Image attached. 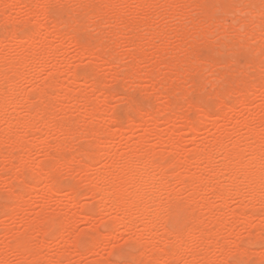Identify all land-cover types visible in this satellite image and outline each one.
<instances>
[{"label": "rangeland", "instance_id": "rangeland-1", "mask_svg": "<svg viewBox=\"0 0 264 264\" xmlns=\"http://www.w3.org/2000/svg\"><path fill=\"white\" fill-rule=\"evenodd\" d=\"M19 1L13 0L12 4H14V6L11 7L10 5V7L11 9L14 7V9L11 12H8L7 9H9V7H6V5L5 6L2 4L0 5V87L4 85L3 82H6L9 77H10L9 78L10 83L12 82L11 85L9 84L10 87L12 86L10 90H9V87H7L8 83H5L6 85L3 86L5 91L1 87V89L5 92L4 95H6L7 88L9 90L7 91V95H6L7 98L4 97L7 100V101L5 100L6 101V112L5 113H6V116L10 115L11 117L9 120L6 117L4 119L0 118L1 119L0 131L6 128L8 123L14 117H18V116L25 118L27 120L31 118L30 120H28L30 122L31 127L28 128V127L17 126V125L11 126L12 133L18 134L23 139V141H25L24 144L29 147L27 148L28 151L27 150L24 151L22 148H21L22 150L17 149L18 147L13 149V147H10V143L6 140L4 142L5 145L3 146L1 145L2 147L0 146V149H2L0 151V210L2 211V212L0 211V262L4 260L3 262H1V264L4 262L5 264H130V263L131 264H143L144 262H145L144 264H146L147 262H148L147 264H157V263H154L153 260L150 258L149 252H146L147 255L145 256H140V254H143L142 249L138 246V244H136V242L134 243V240L135 241L138 240L137 238L140 235L139 233L142 230V226H139L138 228H136L137 230H135V228L129 230V229H126L123 225H121L120 228L115 232V236L111 237L110 234L113 231V225L111 221L109 222L110 218L108 214L110 212L98 210L100 209L99 207L100 204L98 205V201H99L98 197L96 198L94 196H91V194L87 195L86 197L84 195V193L86 194L87 191L90 192V190L92 189L91 185L89 184L100 185L102 183V178L113 180V174L118 173L119 169L123 168L126 165L125 163V160L127 159L126 157L131 155L132 153L131 151L134 149L136 150L137 155L142 156V157L146 155H152L153 152L161 153L162 150L164 149L165 151L163 150L162 155L165 157V159L163 160L164 157L160 154L159 156H162V157H157L159 159H156L154 162L156 165L164 164V166L167 167V169H164L165 172L166 171L169 172V173L166 172V174H170L171 176L172 174L174 175L175 173V176L173 177L172 175L171 178H169L170 176L167 175L168 178L166 179V182L168 183V192L162 191L165 194L164 193L161 194L162 192L160 193V196L164 203L165 202L174 203L178 199V201L174 203L176 205L178 204L176 208L174 204H171V211L173 212V209L176 210L175 211L176 214L174 212L172 213V217L170 218L171 220L166 226V229H164V227L161 226V228H163L161 229V231L163 232L164 230L162 234H160L161 232L159 233L160 229L158 230V234L166 236L165 239H167L168 242L171 243V245L166 242L167 240H165L163 237L159 235L161 239L163 238L162 242L163 240H165V243H167L166 245L174 246L176 244L175 236H177V234L180 233L181 230H186L189 228H195V230L197 229L194 234H191V233L188 234V231L186 232L187 235L186 234L185 235L189 238L188 239L189 241L187 240L186 236L184 237V240L185 241L187 240L186 243L187 242L189 243V244L188 243L186 244V249L188 251L184 252L185 255L182 254V257H184L183 260L182 258L179 259L180 261L176 259L174 260L176 262L173 261V264H204V263L207 264V262H205L206 258H209V260L207 259L209 264L211 263L212 264H223V263L230 264V262L234 264L235 263L240 264L242 263V261L243 263L245 261L246 264H257V263L264 264V221H262L264 220L263 219L264 214L260 215L261 213H259V212L264 211L263 209L264 207H262L264 204L260 205V203L257 204L258 202H256V207L257 205L258 207L255 210H253V212L251 213V216H252L251 220L253 219V217H255L256 214L258 216H256L252 220V223L250 224L252 226L248 230V226L243 225L241 221L239 223L235 222L236 219L235 218L232 219L233 215L231 214L237 209L238 206H240L241 201L244 200V198L247 197L248 194L245 192L244 197L231 196L228 199L227 208L224 211V215H225L224 217H226V220L230 222L223 229V232L220 233V235H218L219 240L215 237L217 240L215 241V239H213V241H215L214 243L218 242L217 244L219 245L220 244L222 245L223 243L221 247L227 246L226 243L228 242V244L230 243V245L228 246L232 248L229 249V247L227 246L225 247L226 248L225 251L221 252L220 251L221 247L219 248L217 247L219 245L216 244L217 245L216 246L213 243L212 241L213 236L211 235V237H209L210 235H208L210 232H212L213 235L216 232L217 229L215 228L217 227L216 225L217 223L215 224L214 222H217V219L219 218L218 217L219 213L218 214L216 213L215 216L214 215L210 216V212L208 210L206 211L205 208L203 207L201 208L200 206L202 204V201L206 200L209 202V205H211L215 209H218V207L221 204L220 201L214 196V193L211 190H207V191L202 190L201 192L199 191V194H197L198 192L193 193V188L191 186L190 188L188 184H186V186L183 187L182 185H185L183 184V181H181V184L179 183L180 181L179 176L183 177L182 174H184L185 176L186 173L188 172V173H192V175L194 174L193 176L202 177L210 181L212 183V187L217 186L218 184H223L224 183L223 178H221L219 181L213 180L215 173L211 170L205 169L204 168L205 164L202 165L203 167L194 165L189 170H186L184 166V161L188 159L187 154H189V158H190L192 156V154L190 153L191 152L194 153L196 148H202L204 150L211 149L212 144L216 138H221L223 143L228 147L236 146L240 141L242 142L241 143L242 148H245L244 145H253V141L249 137L250 132L246 128L243 127V125L246 122L245 120L249 119L250 121L249 125L251 124L250 127L252 128L254 127L256 128L257 125H258L257 127H260L262 129L264 127V124H262L263 121L261 123L259 122V120H264V84H262L264 80L262 82L260 81L263 79L261 78V76L263 75L264 77V65H263L264 64V41H263L264 31H261V28L262 30L264 29V25H263L264 23V2L261 0L263 3L262 4L260 0L259 1L255 0L256 2H254V0H227V1L226 0H195V1L194 0H173V1L171 0H144V1L143 0H41L42 4L37 6L35 9V6L32 5L34 3V0H32L33 1L32 4H30L31 0L30 1L27 0L29 3L26 0L24 1L19 0ZM244 1L246 2V4ZM25 3L26 4L28 3V4L26 5ZM191 3L196 8L190 7ZM216 3L219 5H217ZM28 5L31 7L32 10L34 7L35 11L34 10L32 11L35 13L34 16H32L33 13L31 12V9L30 7H28ZM100 5L104 7H101ZM99 6L103 8L102 14L99 13L101 11L98 8ZM105 6L109 10L106 11ZM257 8L260 10V13ZM104 10L106 12L109 11L110 14L108 13L109 15L108 17H104L107 15V13L103 16V14L105 13ZM252 10L254 11L255 15L257 14L256 16L255 15L253 16L254 13H252ZM45 12L47 14H44ZM50 12H51V15H50ZM249 13H250V16L253 17L255 22H253V20L251 19L252 17L250 18V20L248 19ZM230 15L234 17H230ZM101 16H103L104 19L103 17L101 18ZM122 16H124L126 19ZM28 17L29 18L31 17V19L32 18L35 19L36 17V20H38L39 23H41L42 25L45 24L44 27L46 28H49L52 22L54 25V21L56 19L60 20L59 17L61 18L62 22L66 21L67 24L64 25L65 24L64 23L62 25L61 23L60 25L59 22L57 23V20H56V25L54 27L57 29H54L52 25L51 28L49 29L50 32L42 31V34L40 36H37L34 42L28 43L27 41L23 40L25 34L28 31L27 30L28 28L26 29L24 28L25 27L24 21L27 22L26 19L28 20L29 19ZM237 17L240 19H238ZM124 19L128 21V23L127 22L125 23ZM191 20L193 23L191 22ZM210 20H211V23H209ZM260 20L263 21V23L261 22L262 23L261 25H263V27L259 25ZM250 21H252L253 25L255 26L259 25L257 26L258 29L261 26L259 31L255 32L256 27L253 26L255 28L253 29L251 25L252 22L250 23ZM13 22H17L18 24L20 23V25L22 23L23 26L19 27L18 25V27H16L17 23L15 25ZM129 22H130V25H128ZM140 22H143V23H140ZM234 22L236 23L239 22L238 23L240 24L239 28L235 29V27H238V24L235 25L236 23ZM245 22L248 25H246ZM3 24H5L6 27ZM6 24L8 25L10 24L11 28L10 26L7 27L8 25ZM47 24H48V27H47ZM68 24L71 26H69ZM142 24L144 25L143 28H142L143 26ZM232 24H234L235 27L234 25L232 26ZM63 26H64V29L61 30ZM130 26L131 27L136 26L139 29L135 28V30H138L135 32V30H133L134 28H131ZM13 27L16 28L17 36L19 38H13L9 40L8 38L9 36L7 34L13 29ZM3 28L4 29L6 28L8 33H6V30L4 31ZM129 28H131L133 31ZM250 28L252 29L253 32L250 31ZM58 29H60L61 32H59ZM161 29H164V31ZM182 29L184 31H187L188 33L186 32L185 34H182L184 33ZM232 29H235V30H232ZM62 32L66 35L67 34L69 35V36H66V35L64 36V34H62L64 37H67V39L62 37V35H60ZM74 32L77 34V36ZM177 32L181 34H176ZM203 33H206V34L204 36H201V34ZM133 34H135L134 37H132ZM177 35H180V36H177ZM135 36L137 39H135ZM158 36L159 37L163 36V38H158ZM236 37H238L239 40H237ZM131 38L134 39L133 40L134 43L135 41L137 42L135 44L139 45L140 49H142L141 51L144 52V54H142V52H138L140 50H137L139 48L138 47L136 48V46H134V43L131 42L132 40ZM164 38L166 39L168 38L169 40L168 39L167 40L169 42L168 41L166 42V39L162 41V39ZM231 38L234 39V42H232L233 40ZM5 39H8V41ZM186 39H188V41H186ZM220 39L224 40L227 44L225 45L224 44L225 42L223 41L224 42L223 43ZM77 41H79V43ZM63 42L65 43V45H64V48H61V45L63 44ZM218 45H220L221 48ZM88 46H90L91 50H87ZM223 46L225 47V50ZM227 46H231L230 49ZM77 47L81 49L82 47H86L83 49H86L85 53L87 54L83 53V54L78 55L76 51ZM53 49L57 50L58 53L55 54V53L50 52V50L53 51ZM107 49L108 50L111 49L112 51L116 52L117 55L114 54L112 51H108ZM134 49L136 50L133 51ZM92 50L94 53H92ZM102 50H103V53H105V56L106 54L107 56L109 55L111 56L110 52H112V54H114V57L116 56L117 59H115V61L114 60L112 61L111 59H110L111 61H109V59L107 60L105 59L106 61H109V62L104 63L105 61H101V60H104V58H106L107 56L106 57H104V55L102 56ZM105 50H107V52H105ZM161 50H163L166 54H168V56L171 55L172 57L175 56V55L174 56L172 55L173 52L174 54L176 52L178 54L176 55L177 57L175 56V59L172 58V60L171 59L167 60L168 56L165 57L166 54L163 53L162 51V54L164 55L159 56L160 58L158 57L159 58L158 59L157 55L161 52ZM88 51L90 55L88 54ZM193 51H195V54ZM220 51H223L222 54ZM95 52H99V55L98 53L95 54ZM136 52H138V54ZM190 52L191 54L189 56L188 54ZM254 52L257 53V56ZM131 53L133 54V58L136 55L135 58L137 59H133V60H136L138 62H135V64H134V61H131ZM28 54L31 56L28 57L27 56ZM99 56H102V57H99ZM139 56H141V58ZM188 57L190 58V60ZM23 58H26L27 62L24 63V65L22 64L19 66V62ZM138 59L139 60L143 59L144 62L143 61L141 62L142 65L144 64L143 66H140L141 64L139 63L140 61ZM192 59L195 62L199 60L201 64H199L198 61L197 63L200 66L201 65L203 66L204 63H208L206 65L207 69L205 68V66L200 67L199 65H197V63H195L196 64L195 65ZM229 59L231 62L229 61ZM117 60L118 62H116ZM157 60H160V61L157 62ZM162 60L164 62H167L166 63L167 67L164 66L165 65L164 62L162 64ZM170 60L171 62L174 61L172 62L173 65L180 64V63L181 64L186 63L188 66H189L188 64L189 61H192L193 62L192 64H194L193 66L195 67L193 68L190 62V65H191L190 67L192 68L189 67V70H187V73L185 72L186 75H184L185 73L183 72L179 74V73H176V71H173L175 72V74H177L176 76L175 74H173L172 71L170 70L168 71L167 69L168 65L171 64ZM9 61H11V63ZM8 62H9V65L12 63L13 64L16 63V66L17 64L18 66L16 67L15 65H13V67H15L16 69L15 68L12 69V67L9 68L8 67L9 65L6 66ZM110 62L115 63V65L113 63H112L113 65L109 64ZM90 64L91 65L95 64V67L97 69L96 71L98 72L93 73V70H94L93 68H91L93 69L92 71L89 70L91 66ZM222 64L226 65L224 66L225 68L222 67L223 66ZM248 64H251V65H248ZM259 65H261L260 68H258ZM163 66L166 68H163ZM188 66H186V68H188ZM6 67H8L9 69H7ZM57 67L59 68L61 67V69L64 71V75L62 76V78L60 77L59 80L57 79L58 81L57 80L49 81V77L54 72H56ZM125 67L132 68L130 69V71L131 70L134 71L132 73L133 75L132 74L127 75L128 72L124 74L125 71L123 70H126ZM141 67L147 71L146 74L144 72L145 70L142 71ZM158 67H160L161 70L163 69L162 75H165L167 80H168L167 76H169V79H171L172 82L180 90L174 84L171 85L172 82L169 80L168 81L171 84L166 80V83H169L167 86L171 85L173 89L170 88V86L169 88L166 89V85L165 86L161 85L163 84V82L160 84L162 79L164 80V83H165V78L160 79L161 81L157 80L159 76L160 78L162 77L160 74L161 71L160 72L157 71L160 75L156 72V70L159 69ZM11 69L12 70L15 69V70L12 71ZM192 69H193V72H192ZM74 70L76 71L77 76L80 79V81L78 80L79 82L76 81L72 76V74L74 73L73 72ZM151 70H154L152 71L154 72V74L151 72ZM188 71L191 73H188ZM236 72L238 74H236ZM134 73H136L138 77L135 76ZM143 74L144 76L146 75V77H149V79L154 81L155 88H154V85L152 84L153 81L149 80L146 77H143L142 76ZM215 74H218V75H215ZM221 74L222 76H224L225 74L227 77L223 78L221 77ZM234 74H236V76ZM93 75L96 76V79L94 78ZM180 75H184V76H180ZM84 76L85 78L86 77L89 78V80L87 79L88 80L87 85L83 80ZM89 76L92 79H90ZM132 76H134L133 77L135 78L134 80ZM187 76L189 77L188 79H187ZM4 77H6L7 79H5ZM100 77H101V80H100ZM217 77L218 78L220 77L219 81L217 80L218 79ZM129 78H132V80ZM103 80H104V83H103ZM93 81H95V83H98V82L103 83L106 86L103 85L104 87L102 86L103 88H101L100 83H99V85L97 84V88H96L97 90H96L93 87V84H95ZM43 82L44 83L48 82L50 85L47 88L49 90L46 89L47 93L45 92L44 96H43L44 93L39 92V87L42 86L41 84H44ZM207 82L209 83L207 84ZM246 82H247V85H246ZM53 83H55L56 86L55 85L52 86ZM90 83H92V86ZM229 83L230 84L232 83V85H230ZM213 84H215L216 87ZM238 84H239V89H238ZM250 84H253L252 87ZM260 85H262L263 87L261 88ZM62 86L64 87L63 89H61ZM52 87L54 88L57 87L58 89L53 90L54 88L52 89ZM105 87L108 89V90L106 89V93L105 91L102 90V89H105ZM158 87H159V90H158ZM246 87H247V90H246ZM174 88L175 89L177 88L178 89V90L176 89L177 92L178 91L180 92L177 93L176 90H174ZM232 88H234L235 91ZM35 89L38 90V92ZM50 90L53 91L54 93L53 92L51 93ZM225 90H226V93H225ZM243 90L244 91L246 90V92H243L244 98L241 97L243 95L241 93ZM72 91L74 92L82 91L81 92L82 95L79 94L80 92H77V93L75 92V93L81 95V96L77 95L79 97L78 98L79 100H82L84 99V97L87 96L86 97L87 99L85 98L87 102L86 100L84 101L82 100L83 101L82 103L81 101L78 103L76 101L74 102L73 99L69 98ZM228 91L230 93L229 95H228ZM230 91L234 92V94ZM8 92L10 93L8 94ZM164 92L166 93L164 94ZM167 92L169 93L168 97L171 95L172 96L174 95L176 97L175 101L173 99L174 97L172 98L169 97L170 100L168 102L169 98H167ZM28 93H29L28 95L29 98L27 96ZM30 93H32V96L35 93L34 99ZM83 93L86 94V96H83ZM216 93H218V97H222L224 99V102H223V99L219 98V100L220 99L222 100V102L220 101L222 104H218L220 102H217L218 99L216 98V95H217ZM231 93L234 97L231 96ZM46 95L48 96L46 97ZM36 96L39 97V99L36 98ZM127 96L129 98L132 96L133 99L132 98L131 99L134 100L132 101L134 102V104L131 102V99H128ZM27 98L30 100H28ZM43 98L44 100L42 101ZM88 99L92 100L96 104L100 103V105L103 106L102 108L103 113L102 111L97 113L98 115H96V119H93L90 115V113L95 107V104L93 103L94 106L92 108V105H93V104L91 105L92 101H89ZM233 99H236V100H233ZM245 99L248 102L244 101ZM26 100L29 102H26ZM51 100L55 101V105H50L52 104L50 103ZM148 100H151V101H148ZM186 100L187 101L190 100L191 103H189L190 101L187 102ZM105 101H107V103ZM128 101H129L130 106L132 107L128 106L129 104L127 105ZM226 102L227 104H229L227 105V113L229 116L228 118L222 121L220 120L218 122L211 121L208 123L207 126H205L206 124L205 125L199 124L200 130L201 129L202 130L196 135L195 138L189 137L186 134L188 129L183 126L184 122L181 119H184V117L188 116L185 118L184 121H186L187 118L191 120H194V119L196 120L197 117L200 116V114L205 115L203 113H200V114L197 113L198 115L197 116L195 115L196 112H198L199 110L200 111L202 110L204 112V110L201 108H204L205 112L209 113V115L214 113L212 117L215 118V116H217L218 110L220 109V108L217 109V105L218 107H220V106H223V103H226ZM147 103H149V106H150L149 108L147 106L148 105ZM178 103H180V106L178 105ZM168 104H170L169 105L170 107L172 108L174 107V111L176 113L179 112V114H176L177 116H174L175 113L172 114L171 117L173 118L174 116L175 120L174 119H172L174 121L171 120L169 127L165 124H158L164 118V116L161 117L160 114H163V110L165 109L166 106L169 107ZM172 104L179 106L181 109L179 108L177 110L176 109L177 106H173ZM181 104H184V105L181 107ZM24 105L28 107L25 109ZM138 105H141L142 108L140 109L138 108V110L140 111L136 112V109H137L136 106ZM197 106L200 109L197 110L194 108ZM127 107L131 109L129 110V108L127 109ZM150 108L152 109V111L149 110L151 112L145 111ZM182 108L184 112L181 113ZM142 110H144L145 112L144 111L142 112ZM154 110H156V113H154L155 112ZM46 111L49 114L47 115L51 117L50 119L45 115ZM51 111H52V115H50ZM42 112L44 113V116ZM27 113H31L33 115L27 114ZM34 113L37 115H34ZM113 113L114 115L117 116L115 117L117 120L119 121L121 120L120 121L121 127H125V126L128 127V125L130 124H132L131 125L132 127L131 128L125 127L126 129L124 128L123 132L116 133L115 127L109 125V121ZM137 113L140 115H138ZM145 114H147L146 117H148L149 114L152 115L151 116L152 119L156 117L155 118L156 120L154 119L155 121H151V119H149L150 117L147 118L149 119L147 120L143 116ZM185 114L187 115L184 116ZM141 115H142V118H141ZM178 115H181V116L183 115L184 117L182 118L180 116L181 117L180 118L178 117ZM127 116L131 117L130 119H132L135 123L136 122L137 123L136 124L134 122L128 123L130 119L128 120ZM35 118L36 120H34ZM45 118L47 119L46 120L47 122L45 121ZM65 118H66V121H64L65 122L64 124H66L67 118L71 120L73 119L75 121H77L78 119V122L72 123L73 125L74 124L76 125L78 123V126L75 127L74 125V128H73V130H76V132L74 131L75 133L73 132L71 128L72 126L70 123L71 120H68V123H70L71 126L67 125L68 124L67 123L66 126H64L66 127V129L60 128L61 125L59 123L60 122L63 123L62 120L63 119L65 120ZM144 120H147L146 123H144ZM259 123L261 124V126H259L260 125ZM91 124L92 126H94L93 127L94 129L98 127V125L100 126L101 130L103 129L102 130L103 132H101L102 135L100 136L102 138L98 137L95 133H92V128H90ZM67 126L68 127L70 126L69 133L71 131L72 133L70 134L68 133ZM85 126H88L91 130L88 128L89 130L86 131L87 127ZM82 127H85L83 128L85 129L83 130V132L85 131L91 134L83 133L81 130ZM166 127H168L169 130H167ZM262 131H261L262 133L261 141L262 142L260 141V145L262 143L261 147L264 150V133ZM65 132L67 135L69 134L70 136H65L64 135ZM104 136L106 138H104ZM169 139L170 141L171 139L172 140L174 139L173 142L180 145V149L182 147V151L179 152L180 153L179 156L177 154L178 158H176L177 157L176 155L174 156L173 154H171L173 153L171 151L173 149H171L172 147L170 145L171 142L168 143L169 145L167 144ZM243 140L245 142L247 141L249 144L245 143ZM46 141H48L47 143L48 145L50 144V148L49 149L47 148L48 150L44 151L45 149L42 150L40 144ZM91 142L94 145H92ZM88 143H90L92 147L91 146L89 147L90 144ZM164 143H166L165 145H167L168 147H166ZM63 144H65V146ZM95 145L98 148L102 146L106 147L108 148V151H109V156L104 157L102 161L98 163L97 165L95 164V161H94L95 159L93 158L96 157V154L99 151V149L96 148ZM37 146L40 148V150ZM62 146L66 150V154H65V150L63 152L60 149ZM54 147L56 148V150H58L59 148V150H61V153H59L60 151H57V155H56L55 154L56 151L53 150L55 149ZM79 148H82V150H85L87 152L77 151ZM74 149H77V150H74ZM88 151H90V154L92 156L89 155ZM167 151H171V153ZM91 152H93V154ZM79 153L80 155H77L76 157V154H79ZM58 154L59 156L60 154L61 155L64 154L63 156L65 157L70 156L69 157L70 159L72 156H74L76 159L74 157H73L74 158L73 160L69 159L73 163L71 162L72 165L71 164L67 165L66 163V161H68L67 158L66 159H64V157L60 158ZM47 155L48 157H51V158H47ZM12 156L14 157V159ZM56 156H58L59 158V159L57 158L58 160L56 159L58 163L59 161L61 163L62 161L61 159H64L63 161L66 160L64 164L61 163V165H63V168L62 166L57 164V161L53 159V158H56ZM171 157L173 159L175 158V160L177 161L180 160L183 164V167L181 166L180 161L174 162L176 166L175 167L173 165V161H171L173 160ZM250 157H251L250 155H247L245 158L246 159L245 161L248 162L250 160ZM15 158L20 159L21 164ZM220 160H221L220 156H217L216 164H219ZM15 161L16 162L18 161V162L16 163ZM52 161H55L56 163H53ZM164 161L167 164L169 161H171L172 163L171 166H169L168 168L167 164L165 165ZM10 162H13V164L15 165L11 166L13 164H11ZM38 163H40V165L45 167L44 170L46 172L43 171L42 173L44 176L46 175V173H49L51 171L49 174H51L56 185L60 188L61 190L60 195H55V196L49 195L48 196L45 192L47 190L46 188L47 182L45 180H43L45 182H42V180L38 181L39 184H37V182L33 183V180L31 177L32 173H30L32 169L28 168V166L30 164L33 167V169L38 168L37 166ZM55 164H57V166L58 167L60 166V167L57 168ZM177 164L178 165L180 164L179 167H177ZM23 165H25L26 167L24 166L22 170ZM164 166H159V167L163 168ZM172 166L175 167V171H173L174 169ZM52 167H53V170H51ZM25 168H28V171ZM57 169L58 171H60L57 173H61L62 175L61 174L60 175L62 176V178L56 173ZM170 169L172 170V172ZM20 170H22L21 171L23 173L22 175H24L22 178H21V173L19 174ZM34 170H37V169H34ZM48 170L49 172H47ZM54 174L56 178L54 177ZM18 177L20 178V180ZM45 177H47V175ZM176 177L179 180H177ZM28 178L31 180H28ZM79 185H80V188H79ZM86 186L87 187L90 186V189L87 190L88 188H85ZM72 190H76V192H72ZM172 191L175 194H173ZM129 192L130 193L133 192V189H129ZM73 193H76V196H77L76 203H74L71 200ZM262 194L264 195V189L262 191ZM81 196L83 198L80 199ZM176 196H178L179 198H177ZM174 197H176V200L174 199ZM191 199L194 200V203H189ZM4 200L8 202H5ZM245 201L248 202V199ZM4 204L8 208L4 207L3 206ZM184 205H187L189 207L186 208V206ZM1 207L3 208L1 209ZM178 208L179 210H177ZM259 208L263 210H260ZM188 209L190 210L191 213L189 212ZM79 211L82 212L81 216L83 219L81 217L74 216V214L78 213ZM182 212H184L185 216ZM188 212L189 214H187ZM64 213L66 214V216H64ZM83 214L84 215L87 214L86 217H92V220L84 221ZM196 214L201 219L195 216ZM186 215H188V217H186ZM54 216H57V217L55 218ZM189 216H192L191 217L192 219L189 220L190 222H188V220H185L182 223L183 219L185 218L187 219L189 218ZM51 217H54L55 219ZM58 217L59 218L66 217V219L69 222L65 221L64 222L65 225L62 224L61 226L59 225L61 224V222L59 224L56 223V222H59V220L61 221V218L58 219ZM44 218L46 219L45 221H44ZM47 219L51 221V224H54V226L56 225L57 227L52 228L53 232L51 231L50 236L44 237L42 236L43 234L42 231L44 232V230L48 228L47 224L49 222L47 223V221L49 220ZM203 221L205 222L206 225L203 224ZM33 222L35 223V225L37 226L39 225V226L36 230L31 231L32 233L30 232L31 235H30L29 241L27 242V245H28L27 248L30 247L31 249H33L34 253L38 252L39 256H36L37 254L36 255L34 254L36 256L35 258L31 256V254L33 255V253L31 252L33 250H31L30 248H28V250L30 249V252H31L29 256L27 253L21 254L17 250H15L17 252L12 251L13 248L12 249L10 248L12 247V243L16 241L17 237L27 232L26 231V229H28L27 225H30ZM27 223H30V224H27ZM44 224L45 226L42 228L41 226H43ZM201 224H203L202 226L203 228L201 227ZM212 224L216 225V227L213 226ZM257 225H259L262 228L261 229L257 228ZM169 226H171L172 228ZM56 228L57 230H55ZM201 228L204 229L203 233L205 234H207L209 231V233L207 234L208 237L205 236L208 239L201 236ZM252 228H254V230H252ZM167 229H169L171 232H173L171 230L173 229L175 232V236H174V232L172 236V234H170V232ZM93 231L95 232V234L92 233ZM165 231H166V234H164ZM199 231H200V234H199ZM97 232L99 234H97ZM184 232L182 231L179 235H183ZM89 234H91V236H89ZM248 234L249 236H247ZM61 235H63V238ZM85 235L89 236V240H88V237H85ZM250 235H252L253 237L255 235L256 236L260 235L261 241L259 237L255 236L256 238H252V236ZM92 237L93 238L95 237V240L97 238V241L99 240L100 242L98 241L99 242L98 243L96 241V243H98L96 244ZM173 237H174V241H173ZM200 237H203L206 240L205 242L206 245L207 244L211 245V242H212L213 246L215 245L214 247L215 249L214 250L211 249L213 246H208L209 250L205 248L206 246L204 245V242L203 241L202 243L200 242L201 240ZM249 237L250 239H248ZM41 239L43 240L44 243H42ZM238 239H239V242L236 243ZM153 240H154L153 237L144 238V241H148V242H151ZM89 241H90V244H88ZM219 241L221 243H219ZM74 242H75V247L78 249V251L75 247H73ZM91 242H93V244ZM78 243L82 244L81 245L82 249H80L81 247L78 245ZM240 243H244L245 245L250 244V246L249 245L245 246L244 244H240ZM6 244H9V245L11 244V245L10 246L8 245L9 246L8 247ZM201 244H203L204 246ZM257 244L259 245V247L255 246ZM236 245L242 246V247H239L240 250L238 251H243V254L246 253L248 257L247 256L245 257L244 256L245 254L240 256L239 254L241 253L236 252L238 249ZM243 246H245L247 250L244 249ZM6 247L10 249H7ZM136 247H139V248L136 249ZM227 248L229 249L228 250L229 252L232 250V252H230L232 254L230 255L229 253L230 256L227 257L228 259H226L227 260L226 261L225 258L223 260V255L224 257L225 255L228 256L227 254L228 251L226 252ZM197 250H199V252L201 253V257L202 259H204V261H201V257H200V260L199 258L198 259L196 258L197 260L194 259V257L198 255H196L197 252L195 253L193 251H197ZM234 251L236 252L235 256H234ZM78 252H82V253L78 254ZM112 252H114L115 254L119 252V254H117V256H119V259L118 258L114 259L113 258L114 254ZM138 252L140 253L139 255H138ZM204 254L206 255V257L202 256ZM237 256L238 258H236ZM60 257H62V259H60ZM114 257L116 258V256ZM230 257L231 258L235 257L236 259L233 258L229 260ZM239 257L241 258L239 259ZM136 258L138 261H136Z\"/></svg>", "mask_w": 264, "mask_h": 264}, {"label": "bare ground", "instance_id": "bare-ground-1", "mask_svg": "<svg viewBox=\"0 0 264 264\" xmlns=\"http://www.w3.org/2000/svg\"><path fill=\"white\" fill-rule=\"evenodd\" d=\"M15 1H17V0H15ZM19 1V0H18ZM22 1H24V0H22ZM27 1V0H26ZM30 1V0H29ZM144 1V0H143ZM171 1H173V0H171ZM195 1V0H194ZM227 1V0H226ZM259 1V0H258ZM261 1V0H260ZM263 2H264V0H262ZM262 1H261V3H262ZM12 2H13V0H0V5L2 4V5H6V7H9V9H7L8 10V12H11L13 9H14V7L11 9V7L12 6H14V4H12ZM19 2H21V1H19ZM19 2H17V3H19ZM28 2V1H27ZM32 0H31V3L30 4H32ZM110 2V1H109ZM142 2V1H141ZM140 2V3H141ZM206 2V1H205ZM218 2V1H217ZM225 2V1H224ZM233 2V1H232ZM237 2V1H236ZM245 2V1H244ZM254 2H256L255 0H254ZM24 3V2H23ZM29 3V2H28ZM27 3V4H28ZM204 3V2H203ZM207 3V2H206ZM242 3V2H241ZM22 4V3H21ZM26 4V3H25ZM26 4V5H27ZM40 4H42V2H41V0H34V3L32 4L33 6H35V9H36V7L37 6H39ZM187 4V3H186ZM188 4H189V2H188ZM200 4V3H199ZM217 4V3H216ZM245 4H246V2H245ZM248 4V3H247ZM263 4V3H262ZM7 5H9V6H7ZM10 5H11V7H10ZM20 5V4H19ZM31 5V6H32ZM193 4L191 3V6L190 7H195L194 5L192 6ZM197 5H198V3H197ZM217 5H219V4H217ZM101 6V5H100ZM98 7L99 8V10H101L99 13H103L102 11V9L103 8H101V7H104V6H101V7ZM205 6H207V5H205ZM28 7H30L29 5H28ZM254 7V6H253ZM252 7V8H253ZM16 8V7H15ZM101 8V9H100ZM172 8V7H171ZM196 8V7H195ZM200 8V7H199ZM206 8V7H205ZM217 8H218V6H217ZM216 8V9H217ZM238 8V7H237ZM6 9V8H5ZM30 9H31V7H30ZM35 9H34V7H33V10L35 11ZM254 9V8H253ZM258 9V8H257ZM32 9H31V12L33 11ZM105 10L107 11V10H109V9H107V7L105 6ZM104 10V11H105ZM198 10V9H197ZM200 10V9H199ZM205 10V9H204ZM214 10V9H213ZM218 10V9H217ZM234 10V9H233ZM256 10V9H255ZM105 11V13L103 14V16L107 13V15L106 16H104V17H108L109 15H108V13H109V11L108 12H106ZM221 11V10H220ZM219 11V12H220ZM257 11V10H256ZM258 11H259V13H260V10L258 9ZM257 11V12H258ZM200 12V11H199ZM198 12V13H199ZM201 12H202V10H201ZM256 12V13H257ZM6 13V12H5ZM33 13V14H32ZM31 14H32V16H34V12H32ZM47 13H48V11H47ZM46 12L44 13V14H47ZM98 13V14H99ZM252 13H254V11L252 10ZM59 14V13H58ZM110 14V13H109ZM202 14V13H201ZM216 14V13H215ZM50 15H51V12H50ZM219 15V14H218ZM217 15V16H218ZM255 15V13L253 14V16ZM257 15V14H256ZM255 15V16H256ZM44 16V15H43ZM48 16H49V14H48ZM103 16H101V18L103 17ZM121 16V15H120ZM216 16V17H217ZM249 17H248V19L250 20V18L252 17V16H250V13H249V15H248ZM104 17H103V19H104ZM122 17H124V16H122ZM121 17V18H122ZM195 17V16H194ZM230 17H234V16H231L230 15ZM29 18V17H28ZM45 18H46V16H45ZM47 18H49V17H47ZM56 18H58V17H56ZM125 18V17H124ZM193 18V17H192ZM238 18V17H237ZM59 19L60 20H58V19H56L57 20V23L59 22V24L61 25V23H62V25L64 24V25H66L67 23H66V21L65 22H62L61 21V18L59 17ZM123 19V18H122ZM126 19V18H125ZM124 19V20H125ZM203 19V18H202ZM238 19H240V18H238ZM237 19V20H238ZM252 20H253V22H255L254 21V19H253V17L251 18ZM56 20L54 21V25H53V22L51 23L50 21V23H51V25L49 26V28H46V27H44L45 26V24H41V23H39V21L38 20H36V17H35V19H31V17L27 20L26 19V21L27 22H25L24 21V28L26 29V28H28L27 30V33L25 34V36H24V39L23 40H25V41H27L28 43H32V42H34L35 40H36V38H37V36H40L41 34H42V31H46V32H50L49 31V29L51 28V26L53 25V27L56 25ZM73 20H75V19H73ZM77 20V19H76ZM124 20H122V21H124ZM193 20V19H192ZM192 20H191V22H192ZM195 20V19H194ZM243 20V19H242ZM249 20H248V22H249ZM61 21V22H60ZM196 21H197V19H196ZM236 21V20H235ZM239 21V20H238ZM72 22V21H71ZM74 22V21H73ZM77 22V21H76ZM128 23V21H126L125 20V23ZM195 22V21H194ZM252 21H250V23H251ZM253 22L251 23V25H252V27L254 26V27H256V29L253 27V29H255V32L256 31H259V29L261 28V26L263 27V25H264V23H263V21L262 20H260L259 21V25H261L262 23H263V25H261L260 26V28L258 29V27L257 26H259V25H257V26H255V25H253ZM262 22V23H261ZM15 25H16V23L17 22H13ZM13 23H11V24H13ZM48 23V22H47ZM140 23H143V22H140ZM193 23V22H192ZM209 23H211V20H210V22ZM208 23V24H209ZM213 23V22H212ZM231 23H233V22H231ZM234 23H236V22H234ZM239 22H237L235 25H237ZM246 23V22H245ZM244 23V24H245ZM75 24V23H74ZM144 24H145V22H144ZM147 24V23H146ZM216 24V23H215ZM4 26H5V24H3ZM6 25H8V24H6ZM18 25H19V27L21 26H23V24L21 23V25H20V23L18 24L17 23V25H16V27H18ZM59 25V26H60ZM69 25V24H68ZM124 25V24H123ZM128 25H130V22H129V24ZM127 25V26H128ZM133 25V24H132ZM143 25V24H142ZM234 24H232V26H233ZM235 25H234V27H235ZM246 25H248L247 23H246ZM250 25V26H251ZM10 26V28H11V25L9 24L7 27H9ZM69 26H71V25H69ZM125 26V25H124ZM126 26V27H127ZM239 26H240V24H238V27H235V29H237V28H239ZM6 27V26H5ZM47 27H48V24H47ZM62 27V26H61ZM131 27V26H130ZM144 27V25L142 26V28ZM59 28V27H58ZM131 28H134L133 30H135V28L136 29H139V28H137L136 26L135 27H131ZM131 28H129V29H131ZM4 29V28H3ZM54 29H57V28H55L54 27ZM62 29H64V26H63V28H61V30ZM235 29H232V30H235ZM241 29V28H240ZM258 29V30H257ZM6 30V33H8V31H7V29L5 28L4 29V31ZM59 30V32H61V30L60 29H58ZM132 30V29H131ZM132 30V31H133ZM142 30V29H141ZM161 30H163L164 31V29H161ZM179 30V29H178ZM177 30V31H178ZM183 30V29H182ZM3 31V32H4ZM25 31V30H24ZM124 31H126V30H124ZM136 31H138V30H135V32ZM160 31V30H159ZM250 31H252V29L250 28ZM261 31H264V29L262 30V28H261ZM3 32H1V33H3ZM56 32H57V30H56ZM64 32V31H63ZM59 33L60 35H62V34H64V33ZM156 32H158V31H156ZM161 32V31H160ZM166 32V31H165ZM183 32L184 33H182V34H185L187 31H184L183 30ZM253 32V31H252ZM5 33V32H4ZM75 33V32H74ZM79 33V32H78ZM188 33V32H187ZM76 34V33H75ZM137 34H138V32H137ZM156 34V33H155ZM176 34H181V33H176ZM200 34V33H199ZM206 33H203V34H201V36H204ZM252 34V33H251ZM9 37V40L10 39H13V38H19L18 36H17V31H16V28L15 27H13V29L7 34ZM6 35V36H7ZM66 34H64V36H65ZM79 35V34H78ZM134 35L135 34H133V36L132 37H134ZM157 35V34H156ZM63 35H62V37H64ZM66 36H69L68 34L66 35ZM73 36H74V34H73ZM76 36H77V34H76ZM177 36H180V35H177ZM198 36H200V35H198ZM64 38H66L67 39V37H64ZM70 38V37H69ZM72 38V37H71ZM76 38V37H75ZM158 38H163V36L162 37H159L158 36ZM223 38V37H222ZM4 39V38H3ZM2 39V40H3ZM21 39V38H20ZM74 39V38H73ZM77 39V38H76ZM132 39V38H131ZM135 39H137L136 38V36H135ZM166 38H164V39H162V41L163 40H165ZM168 39V38H167ZM166 39V42L169 40H167ZM181 39H182V37H181ZM224 39H225V37H224ZM232 39V38H231ZM236 39L237 40H239V38L238 37H236ZM5 40H7L8 41V39H5ZM4 40V41H5ZM82 40V39H81ZM80 40V41H81ZM133 40L134 39H132L131 40V42H133ZM161 40V39H160ZM221 40V39H220ZM228 40V39H227ZM233 41L232 42H234V39H232ZM237 40H235V41H237ZM76 41V40H75ZM186 41H188V39H186ZM222 42L224 41V40H221ZM264 41V40H263ZM78 43H79V41H77ZM165 42V41H164ZM169 42V41H168ZM225 42V41H224ZM223 42V43H224ZM76 43V42H75ZM81 43V42H80ZM134 43V42H133ZM135 43H137L136 41H135ZM134 43V46H136V48L138 47L139 49H137V50H140V51H138V52H142L141 50L142 49H140V47H139V45H137V44H135ZM222 43V44H223ZM225 45L227 44L226 42L224 43ZM234 44V43H233ZM64 45H65V43L63 42V44L61 45V48H64ZM187 45V44H186ZM220 48H221V46L220 45H218ZM217 46V47H218ZM216 47V46H215ZM224 47V46H223ZM229 49H230V47L231 46H227ZM77 48H79V47H77ZM76 48V51H77V53H78V55L79 54H87V53H85V50L86 49H83V48H86V47H82V49L81 48H79V49H77ZM88 49L87 50H91L90 49V46H88L87 47ZM34 49V48H33ZM32 49V50H33ZM106 49V48H105ZM177 49V48H176ZM175 49V50H176ZM108 50V49H107ZM107 50H105V52H107ZM136 49H134L133 51H135ZM221 50V49H220ZM223 50V49H222ZM224 50H225V47H224ZM108 51H112L111 49L110 50H108ZM158 51H160V50H158ZM162 51L163 50H161V52L157 55V58L159 57V56H163L164 54H162ZM177 51V50H176ZM218 51H219V49H218ZM227 51V50H226ZM50 52H52V53H55V54H57L58 53V51L57 50H55V49H53V51H51L50 50ZM114 54H116V52H114V51H112ZM112 52H110L111 53V56L109 55V56H107V54H106V56H105V53H103V50H102V56L104 55V57H106V58H104V60H101L100 58V60L101 61H105L104 63H107V62H109V61H115V59H117L116 58V56L114 57V54H112ZM138 52H136L137 54H138ZM178 52V51H177ZM175 53L174 54V52H173V56L175 55H177L178 53ZM194 52V54H195V51H193ZM221 52V54H222V52L223 51H220ZM31 53V52H30ZM33 53V52H32ZM92 53H94L93 52V50H92ZM92 53H91V55H92ZM96 53H98V55H99V52H95V54ZM109 53V52H108ZM109 53V54H110ZM132 53H134V52H132ZM131 53V61H134V64H135V62H138V61H136V60H133V59H137V58H135L136 57V55L134 56V58H133V54ZM163 53H165L164 51H163ZM172 53V52H171ZM170 53V54H171ZM216 53H217V51H216ZM225 53V52H224ZM255 53V52H254ZM88 54L90 55V53H89V51H88ZM142 54H144V52H142ZM162 54V55H161ZM166 54V53H165ZM190 54H191V52L188 54L189 56H190ZM253 54V53H252ZM256 54V56H257V53H255ZM254 54V55H255ZM101 55V54H100ZM117 55V54H116ZM28 57H30L31 55H27ZM26 56V57H27ZM102 56H99V57H102ZM166 56H168V54H166L165 55V57ZM169 56H170V58H169ZM168 57H167V60H169V59H171L172 60V58H174L175 59V56L174 57H172L171 55H169ZM186 56V55H185ZM252 56V55H251ZM108 57H110V58H108ZM114 58V59H112V58ZM118 57V56H117ZM137 57H138V55H137ZM140 58H141V56H139ZM145 57V56H144ZM143 57V58H144ZM177 57V56H176ZM193 57V56H192ZM196 57V56H195ZM98 58V57H97ZM102 58V59H103ZM160 58V57H159ZM158 58V59H159ZM189 58V57H188ZM107 59H109V61H106ZM111 59V60H110ZM173 59V60H174ZM197 59H198V57H197ZM119 60V59H118ZM118 60L116 61V62H118ZM139 60V59H138ZM161 60V59H160ZM160 60H157V62H159ZM171 60H170V65H168V71L170 70V71H176V73H187V70H189V67L192 65V67L194 68L195 66H193L195 63H197V61L199 62V64H201L200 63V61L199 60H197L196 62L192 59V61L194 62V64H192L193 62L192 61H189V66L186 64V63H180V64H176V65H173L172 64V62H174V61H172L171 62ZM189 60H190V58H189ZM140 62V64H138V65H140V66H143L142 65V61H143V59H140L139 60ZM182 61H184V60H182ZM221 61H222V59H221ZM229 61H230V59H229ZM10 63H11V61H9ZM9 62H8V64H6V66H8L9 65ZM27 62V59L26 58H23V59H21V61L19 62V66L20 65H24V63H26ZM144 62V61H143ZM163 60H162V64H163ZM178 62V61H177ZM190 62H191V65H190ZM206 62V61H205ZM231 62V61H230ZM253 62V61H252ZM18 63V62H17ZM113 63V62H112ZM111 62L109 63V64H111V65H115V63H113L112 64ZM145 63H146V61H145ZM167 62H164V66H166L167 67V64H166ZM204 63V62H203ZM233 63V62H232ZM231 63V64H232ZM248 63V62H247ZM117 64V63H116ZM160 64H161V62H160ZM159 64V65H160ZM162 64H161V66H162ZM198 63H197V65H199ZM205 64V65H204ZM203 64V66H205V68H206V65L208 64V63H204ZM210 64V63H209ZM13 65H15L16 66V63H12V64H10L8 67L10 68V67H12V69L13 68H15V67H13ZM91 65V64H90ZM196 65V64H195ZM223 65V66H222ZM222 65H220V66H222V67H224V66H226L225 64H222ZM248 65H251V64H248ZM264 65V64H263ZM17 66H18V64H17ZM16 66V67H17ZM89 66V65H88ZM163 66V68H166V67H164ZM186 66H188V68H186ZM200 66V65H199ZM202 66V65H201ZM200 66V67H201ZM202 66V67H203ZM260 66L261 65H259V67L258 68H260ZM8 67H6L7 69H9ZM84 67H86V66H84ZM129 67V66H128ZM192 67H190V68H192ZM197 67V66H196ZM199 67V68H200ZM257 67V66H256ZM5 68V67H4ZM91 68H93V69H91ZM159 69H157L156 70V72L157 71H161L160 72V74H161V78H160V76L157 78V80H159V81H161L160 79H162V78H165V83H164V80L162 79V81L160 82V84L163 82V84H161V85H163V86H165L166 85V89L167 88H169V86H170V88H172L173 89V87L171 86V85H173L174 83L172 82V80L171 79H169V76H167V78H168V80L169 81H171L172 82V84L166 79V76L165 75H162L163 74V69L161 70L160 69V67H158ZM204 68V69H205ZM225 68V67H224ZM227 68V67H226ZM243 68V67H242ZM248 68V67H247ZM246 68V69H247ZM11 69V70H12ZM16 69V68H15ZM14 69V70H15ZM78 69H80V68H78ZM78 69H77V71H78ZM125 69L126 70H123V71H125V73L124 74H126V72H128L127 73V75L128 74H132L134 71L133 70H131L130 71V69H132V68H127V67H125ZM141 69H142V71H144L145 69H143L142 67H141ZM154 69V68H153ZM156 69V68H155ZM207 69V68H206ZM10 70V71H11ZM14 70H12V71H14ZM89 70H93V73H95V72H98V71H96L97 69H96V67H95V64H93V65H91L90 66V69ZM248 70V69H247ZM252 70V69H251ZM91 71H89V72H91ZM129 71H130V73H129ZM141 71V70H140ZM152 71H154V70H151V72ZM165 71V70H164ZM242 71V70H241ZM74 73L72 74V76H73V78L76 80V81H80V79L78 78V76H77V73H76V71L74 70L73 71ZM89 72H87V73H89ZM145 72V74H146V70L144 71ZM156 72H155V74H156ZM192 72H193V69H192ZM82 73V72H81ZM86 73V72H85ZM153 74H154V72H152ZM158 73V72H157ZM186 73L184 74V75H186ZM188 73H191V72H189L188 71ZM214 73V72H213ZM220 73V72H219ZM247 73H248V71H247ZM91 74V73H90ZM99 74V73H98ZM135 74V76H137L138 77V75L136 74V73H134ZM159 74V73H158ZM157 74V75H158ZM159 74V75H160ZM165 74V73H164ZM173 74H175V72H173ZM236 74H238L237 72H236ZM236 74H234L235 76H236ZM64 75V71L61 69V67L59 68V67H57V70H56V72H54L50 77H49V81H56L57 79L59 80L60 79V77L62 78V76ZM96 75V74H95ZM95 75H93L94 76V78L96 79V76ZM133 75V74H132ZM147 75H148V73H147ZM176 76H177V74H175ZM184 75H180V76H184ZM188 75H190V74H188ZM215 75H218V74H215ZM240 75V74H239ZM85 76H86V74H85ZM85 76L82 78L83 80H84V82L86 83V85H87V81L89 80V78H85ZM92 76V77H93ZM143 77H146V75L144 76V74L142 75ZM192 76V75H191ZM229 76V75H228ZM243 76V75H242ZM245 76H246V74H245ZM90 77V76H89ZM98 77V76H97ZM134 76H132V78H133ZM221 77H227L225 74H224V76H222V74H221ZM5 79H7L6 77H4ZM10 78V77H9ZM9 78L7 79V81L6 82H3L4 83V85H2L1 87L3 88V86H5L6 84L5 83H8L7 85V87H9V90H10V88L12 87H10V85H11V83H10V81H9ZM80 78H81V76H80ZM132 78H129V79H131L132 80ZM146 78H148L149 79V77H146ZM189 77L187 76V79H188ZM218 78V77H217ZM216 78V79H217ZM220 78V77H219ZM217 79L218 81L220 80V79ZM222 78V79H223ZM251 78V77H250ZM261 78H263L262 80H260L261 82L264 80V77H263V75L261 76ZM88 79V80H87ZM90 79H92L91 77H90ZM94 79V80H95ZM103 79V78H102ZM135 78H133V80H134ZM137 79V78H136ZM221 79V80H222ZM243 79V78H242ZM253 79V78H252ZM57 80V81H58ZM83 80H81V81H83ZM100 80H101V77H100ZM99 80V81H100ZM149 80H151V79H149ZM166 80L171 84V85H169V86H167L169 83H166ZM230 80V79H229ZM244 80V79H243ZM9 81V82H8ZM46 81H48V80H46ZM78 81V82H79ZM92 81V80H91ZM90 81V82H91ZM98 81V80H97ZM96 81V82H97ZM151 81H153V80H151ZM223 81V80H222ZM238 81V80H237ZM259 81V80H258ZM94 83H95V81H93ZM236 82V81H235ZM261 82H260V84H261ZM44 83V82H43ZM99 83L100 82H98V83H95V84H93V87H94V89H96L97 88V84L99 85ZM103 83H104V80H103ZM103 83H100V87L101 88H103L104 86H106L105 84H103ZM209 82H207V84H208ZM213 83V82H212ZM215 83V82H214ZM10 84V85H9ZM91 84V86H92V83H90ZM153 85L155 84L154 83V81H153V83H152ZM219 84V83H218ZM224 84V83H223ZM230 84V83H229ZM240 84V83H239ZM239 84H238V89H239ZM262 84H264V82H262ZM42 86H40L39 87V92L40 93H44L43 94V96L45 95V92L47 93V91H46V89L48 88V86H50L49 85V83L47 82H45L44 84H41ZM55 85V83H53L52 84V86H54ZM104 85V86H103ZM175 85V84H174ZM205 85V84H204ZM215 87H216V85L215 84H213ZM212 85V86H213ZM220 85V84H219ZM228 85V84H227ZM230 85H232V83L230 84ZM241 85V84H240ZM246 85H247V82H246ZM251 85V87H252V85L253 84H250ZM255 85V84H254ZM56 86V85H55ZM58 86V85H57ZM103 86V87H102ZM176 86V85H175ZM206 86V85H205ZM256 86V85H255ZM1 87H0V118L2 119H4L5 117L9 120L10 119V115H7L6 116V99L4 98V97H6L7 98V91H9L8 90V88H7V91H6V95H4L5 94V89L3 88V90L1 89ZM157 87V86H156ZM177 87V86H176ZM260 87L262 88L263 86L262 85H260ZM54 87H52V89H53ZM64 87L62 86L61 87V89H63ZM154 88H155V85H154ZM178 88V87H177ZM176 88V89H177ZM204 88V87H203ZM235 88V87H234ZM234 88H232L233 90H234ZM236 88H237V86H236ZM51 89V90H52ZM55 89H58L57 87L56 88H54L53 90H55ZM66 89H68V88H66ZM94 89H93V91H94ZM106 87H105V89H102L103 91H105V93H106ZM166 89H165V91H166ZM175 88H174V90H176ZM179 89V88H178ZM177 89V90H178ZM12 90V89H11ZM36 90V89H35ZM47 90H49V89H47ZM50 90V92L52 93L53 91H51ZM97 90V89H96ZM108 90V89H107ZM157 90V89H156ZM158 90H159V87H158ZM177 90H176V92H177ZM180 90V89H179ZM246 90H247V87H246ZM246 90L244 91H242L241 93L243 94L241 97H243L244 98V93L243 92H246ZM249 90V89H248ZM37 92H38V90H36ZM110 91V90H109ZM168 91V90H167ZM235 91V90H234ZM236 91H237V89H236ZM34 92V91H33ZM32 92V93H33ZM76 92V91H75ZM74 91H72V93L70 94V96H69V98H71V99H73L74 100V102L76 101L77 103L78 102H80L81 101V103L84 101V100H86L87 98V96H86V94H84L83 93V96H86V97H84V99H82V100H79L78 98V96L77 95H79V94H81V92L82 91H77V92H80L79 94H76ZM112 92V91H111ZM178 92H180V91H178ZM177 92V93H178ZM230 92H232V91H230ZM10 92H8V94H9ZM32 93H30L31 94V96H32ZM50 93V94H51ZM54 93V92H53ZM113 93V92H112ZM166 92H164V94H165ZM225 93H226V90H225ZM233 94H234V92H232ZM232 93H231V96H233L232 95ZM168 92H167V98H172V97H174L173 99H174V101H175V96L173 95H171V96H169L168 97ZM217 95H216V98L218 99V101L217 102H222V100L220 99L219 100V98H222V97H218V93H216ZM230 93H229V91H228V95H229ZM29 95V93L27 94V96ZM48 95H49V93H48ZM48 95H46V97L48 96ZM82 95V94H81ZM81 95H79V96H81ZM112 95V94H111ZM226 95V94H225ZM34 96H35V93H34V95L32 96L33 97V99H34ZM38 96V95H37ZM36 96V98H38L39 99V97H37ZM82 96V97H83ZM107 96V95H106ZM220 96V95H219ZM230 96V97H231ZM49 97H51V96H49ZM81 97V98H82ZM109 97H111V96H109ZM128 97V96H127ZM234 97V96H233ZM246 97V96H245ZM248 97V96H247ZM28 98H29V96H28ZM27 98V99H28ZM45 98V97H44ZM44 98L42 99V101L44 100ZM86 98V99H85ZM132 98V96L129 98L128 97V99H131ZM170 98L168 99V102H169V100H170ZM232 98V97H231ZM242 98V99H243ZM53 99V98H52ZM133 99V98H132ZM131 99V102L132 101H134V100H132ZM216 99V100H217ZM223 99V98H222ZM249 99V98H248ZM6 100V101H5ZM28 100H30V99H28ZM32 100V99H31ZM47 100V99H46ZM77 100H79V101H77ZM89 100V99H88ZM182 100H184V99H182ZM233 100H236V99H233ZM33 101V100H32ZM31 101V102H32ZM37 101V100H36ZM40 101V100H39ZM50 101V100H49ZM48 101V102H49ZM89 101H92V100H89ZM88 101V102H89ZM148 101H151V100H148ZM176 101H178V100H176ZM187 101V100H186ZM185 101V102H186ZM190 101V100H189ZM189 101H187V102H189ZM244 101H246V102H248L246 99L244 100ZM26 102H29V101H27L26 100ZM54 102V103H53ZM86 102H87V100H86ZM106 103H107V101H105ZM213 102H214V100H213ZM218 103V104H222V103ZM223 102H224V99H223ZM235 102V101H234ZM50 103H52V104H50V105H55V101H52L51 100V102ZM95 104V107H94V109L92 110V112L90 113V115H91V117L93 118V119H96V115H98L97 113H99V112H101L102 111V113H103V106H101L100 105V103H98V104H96L95 102H91V105L92 104ZM133 104H134V102H132ZM189 103H191V101L189 102ZM15 104H16V102H15ZM20 104V103H19ZM29 104V103H28ZM32 104V103H31ZM30 104V105H31ZM44 104V103H43ZM42 104V105H43ZM76 104V103H75ZM80 104V103H79ZM94 104L92 105V108H93V106H94ZM129 104V101L127 102V105ZM139 104V103H138ZM143 104V103H142ZM148 105V108L150 107L149 106V103H147ZM153 104V103H152ZM171 104V103H170ZM170 104H168V106L170 105ZM177 104V103H176ZM232 104H233V102H232ZM136 105V104H135ZM173 105V104H172ZM171 105V106H172ZM178 105L180 106V103H178ZM184 104H181V107L183 106ZM189 105V104H188ZM227 105H229V104H227V102L226 103H223V106H220V107H218V105H217V109L218 108H220L219 110H218V112H217V116H215V118L214 117H212V115L214 114H211V115H209V113H207V112H205V109L204 108H201V109H203L204 110V112L201 110H199L198 112H196V116L198 115L197 113H203V114H205V115H201L200 114V116H198L197 117V119L195 120H191V119H186V121H184L185 120V118L186 117H188V116H186L187 114H185L184 116H186V117H184L183 115L181 116V115H178V117H184V119H181V120H183V126L184 127H186L187 129H188V131L186 132V134L189 136V137H192V138H195L196 137V135L202 130H200V128H199V124L200 125H205V126H207L208 125V123L209 122H211V121H213V122H218V121H222V120H224V119H226V118H228L229 116H228V113H227ZM22 106V105H21ZM128 106H130V104L128 105ZM173 106H177V105H173ZM179 106H177V110L180 108ZM190 106H192V105H190ZM194 106V105H193ZM196 106V105H195ZM199 106V105H198ZM198 106L197 107H194L195 109H200V108H198ZM231 106V105H230ZM28 107V106H27ZM25 105H24V108L26 109L27 108ZM38 107V106H37ZM130 107H132V106H130ZM137 107V109H136V112L137 111H140V110H138V108L140 109V108H142L141 107V105H138V106H136ZM167 107V106H166ZM165 107V109L163 110V114H160V116L162 117V116H164V118L162 119V121L160 122V123H158V124H165V125H167L168 127H169V125H170V123H171V120L172 119H174L175 120V117L174 116H177L176 114H179V112L178 113H176L175 111H174V107L172 108V107H167L166 108ZM261 107V106H260ZM42 108H43V106H42ZM129 107H127V109H128ZM134 108V107H133ZM132 108V109H133ZM160 108V107H159ZM216 108V107H215ZM230 108V107H229ZM102 109V110H101ZM131 108H129V110H130ZM147 109V108H146ZM181 109V108H180ZM43 110V109H42ZM149 110H151L152 111V109L150 108V109H148V110H145V111H147V112H151V111H149ZM176 110V111H177ZM197 110H195V111H197ZM27 111V110H26ZM39 111V110H38ZM37 111V112H38ZM45 111V110H44ZM43 111V112H44ZM144 110H142V112H143ZM144 111V112H145ZM155 112L154 113H156V110H154ZM160 111V110H159ZM181 111V110H180ZM33 112H35V111H33ZM32 112V113H33ZM40 112V111H39ZM42 112V113H43ZM48 112H50V111H48ZM119 112H120V110H119ZM126 112V111H125ZM131 112V111H130ZM182 112H184V110H183V108H182V111H181V113ZM46 114V116L50 119L51 117L50 116H48L49 114L47 113V111L45 112ZM128 113V112H127ZM153 113V112H152ZM153 113V114H154ZM175 113V115L173 116V118L171 117L172 116V114H174ZM27 114H31V113H27ZM48 114V115H47ZM112 114V113H111ZM138 114V113H137ZM184 114V113H183ZM31 115H33V114H31ZM34 115H37V114H35L34 113ZM50 115H52V111H51V113H50ZM113 115H114V113H113ZM113 115H111L112 117H111V119H110V121H109V125L110 126H114L115 127V132L116 133H118V132H123L124 131V128L125 127H127V126H125V124L127 123V121H126V123L124 124V126L125 127H121V123H120V121L119 120H117L115 117H117L116 115H114V117H113ZM127 115V114H126ZM129 115V114H128ZM138 115H140V114H138ZM156 115H158V114H156ZM216 115V114H215ZM43 116H44V113H43ZM144 116V118H149V119H151V121H155L156 119V117L154 118V119H152L151 118V116L152 115H148V117H146L147 116V114H145V115H143ZM33 117H35V116H33ZM32 117V118H33ZM128 117V118H127ZM126 118L129 120L131 117H129V116H127ZM153 117H154V115H153ZM180 117V118H181ZM28 118V117H27ZM71 118V117H70ZM125 118V119H126ZM141 118H142V115H141ZM196 118V117H195ZM1 119H0V122H1ZM31 119V118H30ZM30 119H28V120H30ZM42 119H43V117H42ZM74 119H76V118H74ZM149 119H147V120H149ZM27 119H25V118H22V117H20V116H18V117H14L9 123H8V125L6 126V128H4L3 130H5V131H3V130H1L0 131V146L2 145H5V140L6 141H8L9 143H10V147H13V149H15V148H17V149H23L24 151L25 150H27L28 151V149L27 148H29L28 146H26L25 144H24V142L25 141H23V139L18 135V134H13L12 133V131H11V126L12 125H17V126H24V127H31V125H30V122L28 121ZM34 120H36V118L34 119ZM47 119L45 118V121H46ZM68 120H71V119H68L67 118V122H66V124L68 123ZM147 120H144V123H146V121ZM174 120H172V121H174ZM247 120H248V122H247ZM247 120H245L246 122H245V124H244V122H243V127L244 128H246L250 133H249V137H250V139L253 141V145H244V144H242V145H244V147L245 148H242V146H241V143L242 142H240L239 141V143L236 145V146H233V147H228V146H226L224 143H223V141L221 140V138H216L215 140H214V142H213V144H212V147H211V149H209V150H204V149H202V148H196L195 149V152L194 153H190V154H192V156L189 158V154H187L188 156V159H186L185 161H184V166H185V169L186 170H189L192 166H202L203 164H205V169H208V170H211V171H213L214 173H215V175H214V179L213 180H217V181H219L221 178H223V180H224V183L223 184H218L217 186H213L212 187V183L210 182V181H208V180H206V179H204V178H202V177H198V176H193L192 175V173H186V175L184 176V174H182L183 175V177L182 176H179L180 177V181H179V183L181 184V181H183V184H185V185H182L183 187H185L186 186V184H188V186L190 187H192L193 188V193L194 192H198L197 194H199V191L201 192L202 190H204V191H207V190H211L213 193H214V196L220 201V206L218 207V209H215L214 207H212L211 205H209V202L208 201H206V200H203L202 201V204L200 205L201 206V208L203 207V208H205L206 209V211L208 210L209 212H210V216H215V214L217 213H219L218 215V219H217V222H214L216 225H217V227H216V225H214V224H212L213 226H215L216 228L215 229H217L216 230V232L214 233V235H213V233L212 232H210L209 233V231H208V235H210L209 237H211V235L213 236L212 237V241H213V239H215V241L218 239V235H220V233H222L223 232V229L227 226V224H229V222L230 221H227L226 220V217H224L225 215H224V211H225V209L227 208V202H228V199L231 197V196H241V197H244V193L246 192L247 194H248V196L247 197H245L244 198V200H242L241 201V203H240V206H238L237 207V209L233 212V213H231L232 215H233V218L232 219H236V221L235 222H240L241 221V223H243V225H245V226H248V230H249V228L252 226V225H250L251 223H252V220L256 217V216H258L257 214L255 215V217H253V219L251 220V213L253 212V210H255L257 207H258V205H257V207H256V202H258L257 204H259L260 203V205L261 204H264V195L262 194V191H263V189H264V150L262 149V143H261V145H260V141H261V139H262V133H261V131L262 130H264V127H263V129L262 128H260V127H257L256 126V128L254 127V128H252V127H250V125H249V119H247ZM251 120V119H250ZM61 121V120H60ZM64 121H66V118H65V120L63 119L62 120V122L63 123H59L61 126H60V128H65L66 129V127H64V126H66V124H64L65 122ZM143 121V120H142ZM263 121V123L262 124H264V120H259V122L261 123ZM47 122V121H46ZM76 122H78V119H77V121H75V120H71L70 121V123H71V125H70V123H68L67 125H70L71 126V128H72V130H73V128H74V125L72 124V123H76ZM124 122V121H123ZM132 123V122H134L132 119H130V121L128 122V123ZM163 122V123H162ZM135 123V122H134ZM137 123V122H136ZM135 123V124H136ZM259 123V124H260ZM58 125V124H57ZM122 125H123V123H122ZM128 125V124H127ZM132 124H130V125H128V127L127 128H131L132 126H131ZM59 126V125H58ZM70 126L68 127L67 126V130H68V133H69V129H70ZM76 126H78V123L75 125V127ZM95 126H97V125H95ZM259 126H261V124L259 125ZM85 127H87V129H86V131H88L90 128H92V133H95L98 137H100L101 135H102V133L101 132H103L101 129H100V126L98 125V127H96L95 129L93 128L94 126H92V124L90 125V128L88 127V126H85ZM85 127H82L81 128V130H82V132H83V130H85V129H83V128H85ZM168 127H166L167 128V130H169L168 129ZM89 128V129H88ZM103 128V127H102ZM126 129V128H125ZM183 129H185V128H183ZM262 129V130H261ZM66 130V131H67ZM91 130V129H90ZM159 130V129H158ZM167 130H165V131H167ZM76 132V130H73V132ZM105 131V130H104ZM1 132H3V133H1ZM74 132V133H75ZM163 132V131H162ZM263 133H264V131H262ZM63 133H64V131H63ZM70 133H72V131L70 132ZM69 133V134H70ZM73 133V134H74ZM83 133H88V132H83ZM67 135L66 134V132H65V136H70V135ZM73 134H71V135H73ZM88 134H91V133H88ZM100 138H102V137H100ZM104 138H106L105 136H104ZM244 139V138H243ZM246 139H247V137H246ZM174 140V139H173ZM173 140L171 139V141H170V139H169V141L168 140H166V141H168L167 142V144L169 143V142H171L170 143V145L173 147H171V149H173V150H171L173 153H171V151H167V152H170L171 154H173L174 156L176 155L177 156V154H178V156H179V152L180 151H182V147H181V149H180V145H178V144H176V143H174L173 142ZM193 140V139H192ZM165 141V142H166ZM244 141V140H243ZM245 142V141H244ZM243 142V143H244ZM262 142V141H261ZM48 143V141H46V142H42V144H40L41 145V148H42V150H44V151H46V150H48L49 148H50V144L48 145L47 144ZM245 143H248L247 141L245 142ZM88 144H90V143H88ZM91 144H92V142H91ZM91 144L89 145V147L91 146ZM166 143H164V145H165ZM249 144V143H248ZM49 147H48V146ZM61 145H62V143H61ZM60 145V146H61ZM64 146H65V144H63ZM92 145H94V144H92ZM169 145V144H168ZM1 146V147H2ZM163 146V145H162ZM166 147H168L167 145H165ZM38 147V146H37ZM56 147H57V145H56ZM92 147V146H91ZM95 147H96V145H95ZM39 148V147H38ZM48 148V149H47ZM55 148V147H54ZM88 148V147H87ZM94 148V147H93ZM96 148H98V147H96ZM164 148V147H163ZM21 149V150H22ZM63 152H64V147L62 146L61 148H60ZM85 149V148H84ZM99 149V151L97 152V154H96V157L95 158H93V159H95L94 161H95V164L97 165L98 163H100L101 161H102V159L104 158V157H106V156H109V151H108V148H106V147H99L98 148ZM166 149V148H165ZM2 149H0V151H1ZM39 150H40V148H39ZM53 150H55L56 152H55V154L57 155V151H60L59 153H61V150H59V148H58V150H56V148L55 149H53ZM74 150H77V149H74ZM82 148H79L77 151H80V152H83V151H85V150H82ZM164 150V149H163ZM163 150H162V152H163ZM67 151H69V150H67ZM165 151V150H164ZM76 152V151H75ZM85 152H87V151H85ZM89 152V155H91L90 154V151H88ZM94 152V151H93ZM93 152H91L92 154H93ZM96 152V151H95ZM132 153H131V155H129L128 157H126L127 159L125 160V163H126V165L123 167V168H121V169H119V172L118 173H116V174H113V180H109V179H106V178H102V183L100 184V185H97V184H89V185H91V187H92V189L90 190V192H86V194L84 193V195H85V197L87 196V195H90L91 194V196H94V197H98V199H99V201H98V205H99V207H100V209H98V210H100V211H105V212H110L109 214H108V216H109V218H110V220H109V222L111 221V223H112V225H113V231L111 232V234H110V232H109V234H110V236L111 237H114L115 236V232L120 228V226L121 225H123L126 229H129V230H131V229H134L135 228V230H137L136 228H138L139 226H142V230H141V232L139 233L140 235L138 236V240L137 241H135L134 239V243L136 242V244H138V246L142 249V253L144 254H140L139 252H138V255L140 254V256H145V255H147V253L146 252H149L150 253V258L153 260V262L154 263H157V264H173V261L174 260H179V259H181L182 258V260H183V258L184 257H182V254H184V252H187L188 250L186 249V244L188 243H186V241L189 239L186 235V232L188 231V234L189 233H191V234H194L195 232H196V230H195V228H189V229H193L194 230V232H193V230L191 231V230H189V229H186V230H181V232L183 231H185L184 232V234L183 235H179L180 233H178L177 234V236H175V232H174V230L173 229H171L173 232H174V236H175V245L174 246H170L171 245V243L170 242H168V240L167 239H165V237L166 236H163V235H160V234H162L163 232H164V230H163V232L161 231V229H163V228H161V226H163L164 227V229H166V226L168 225V223H169V221L171 220L170 218L172 217V213L174 212L175 214H176V210H174L173 209V212L171 211V204H174V203H176V201H178V199L176 200V197L177 198H179L178 196H176V197H174V199L176 200L174 203H171V202H163L162 201V198H161V196H160V193L162 192V191H167L168 192V183L166 182V179L168 178V176L167 175H169L170 176V174H166V172H165V170L164 169H167V167H165L164 166V164H161V165H159V164H155V160L156 159H159V158H157V157H162L163 155H162V152L160 153V152H157V153H155V152H153V154L152 155H146V156H144V157H142V156H138L137 155V153H136V150L134 149V150H132L131 151ZM166 152V153H167ZM49 153V152H48ZM73 153H74V151H73ZM170 153H168V154H170ZM50 154V153H49ZM65 154H66V150H65ZM162 155V156H159V155ZM64 154H60V156H59V154H58V156L61 158H63L64 157V159H66L67 158V160L68 161H70L71 159L73 160L75 157L74 156H72L71 154V159L69 158V157H65V156H63ZM77 155H80V153L79 154H76V157H77ZM247 155H250L251 157H250V160L248 161V162H246L245 160V158H246V156ZM53 156H54V154H53ZM58 156H56V158H53L55 161H57L59 158H58ZM92 156V155H91ZM167 156V155H166ZM178 156L176 157V158H178ZM217 156H220V158H221V160H220V162H219V164H216V157ZM13 157V156H12ZM74 157V158H73ZM81 157V156H80ZM83 157V156H82ZM164 157V156H163ZM173 157V156H172ZM171 157V158H172ZM47 158H51V157H48V155H47ZM58 158V159H57ZM13 159H14V157H13ZM15 159H17V158H15ZM57 159V160H56ZM64 159H61L62 161L64 160ZM70 159V160H69ZM76 159V158H75ZM165 159V157L163 158V160ZM173 159V158H172ZM11 160H12V158H11ZM18 161H19V163L21 164V160L20 159H17ZM161 160V159H160ZM171 160V159H170ZM17 161V162H18ZM50 161H51V159H50ZM55 161H52L53 163H56ZM61 161V163L62 164H64L65 163V161H63L62 162ZM68 161H66V163H67V165H70L71 164V162L72 161H70V162H68ZM127 161V162H126ZM159 161V160H158ZM171 161H173V165L175 166V164H174V162H179L180 160H175V158L173 159V160H171ZM171 161H169L168 162V164L165 162V165L167 164V166H168V168H169V166H171ZM16 162V161H15ZM16 162V163H17ZM84 162V161H83ZM162 162V161H161ZM181 162V161H180ZM11 164H13V162H10ZM18 163V164H19ZM52 163V164H53ZM59 163H60V161H59ZM58 163V161H57V164L58 165H60V166H62V168H63V165H61V163L59 164ZM69 163V164H68ZM73 163V162H72ZM157 163V162H156ZM163 163V162H162ZM218 163V162H217ZM19 164V165H20ZM43 164V163H42ZM57 164H55L56 166H57ZM181 164V166L183 167V164H182V162L180 163ZM179 164V165H180ZM15 164H13V165H11V166H14ZM72 165V164H71ZM164 166L163 168L162 167H159V166ZM179 165L177 164V167H179ZM25 165H23L22 166V170H23V167H24ZM38 168H34V169H37V170H34L33 169V167L29 164V166H28V168H30V169H32L31 170V172L30 173H32V175H31V177H32V180H33V183H35V182H37V184H39L38 183V181H41L42 180V182H47V190L45 191L46 192V194L49 196H55V195H60V193H61V190H60V188L56 185V183H55V181H54V179L52 178V176H51V174H49L50 172H49V170L47 171V172H49V173H46V175H47V177H45L42 173H43V171H45L44 170V168L45 167H43L42 165H40V163H38ZM51 166V165H50ZM59 166V167H60ZM174 166H172L173 167V171H175V167ZM26 167V166H25ZM54 167V166H53ZM53 167L51 168V170H53ZM58 166H57V168H59ZM203 167V166H202ZM28 168H25L27 171H28ZM22 170H20V172H19V174L21 173V178L24 176V175H22L23 173L21 172ZM25 170V171H26ZM47 170V169H46ZM171 170V169H170ZM24 171V172H25ZM46 172V171H45ZM57 172H60V171H58V169L56 170V173ZM171 172H172V170H171ZM29 173V172H28ZM167 173H169V172H167ZM174 173V172H173ZM26 174V173H25ZM49 174V175H48ZM59 176H61L62 174L61 173H57ZM61 174V175H60ZM173 175V174H172ZM171 175V176H172ZM44 176V177H43ZM171 176L169 177V178H171ZM175 176V173H174V175H173V177ZM221 176V177H220ZM54 177H55V174H54ZM19 178V177H18ZM17 178V179H18ZM56 178V177H55ZM61 178H62V176H61ZM177 178V177H176ZM182 179V180H181ZM19 180H20V178H19ZM28 180H31V179H29L28 178ZM43 180H45V181H43ZM177 180H179L178 178H177ZM22 181V180H21ZM214 182V181H213ZM41 183V182H40ZM24 185H25V183H24ZM34 185V184H33ZM77 187V186H76ZM76 187H74V188H76ZM190 187V188H191ZM26 188V187H25ZM79 188H80V185H79ZM85 188H88L87 190H89L90 189V186L89 187H85ZM129 189H133V192H129ZM86 191V190H85ZM171 191V190H170ZM29 192V191H28ZM72 192H76V190H72ZM81 192V191H80ZM164 192H162L161 194H163ZM171 193V192H170ZM172 193H173V191H172ZM79 194V193H78ZM165 194V193H164ZM173 194H175V193H173ZM167 195V194H166ZM169 195V194H168ZM83 196V195H82ZM80 197V199L81 198H83V197ZM170 196V195H169ZM169 196H167V197H169ZM175 196V195H174ZM193 196H195V195H193ZM7 197V196H6ZM8 197H10V196H8ZM77 196H76V193H73V196L71 197V200L74 202V203H76L77 202V198H76ZM172 197V196H171ZM248 199V202L247 201H245V200H247ZM11 200H12V198H11ZM5 201V200H4ZM79 201V200H78ZM5 202H8V201H5ZM187 202V201H186ZM189 203H194V200H190V202ZM7 204V203H6ZM185 204V203H184ZM188 204V203H187ZM8 205V204H7ZM175 205V208H176V206L178 205H176V204H174ZM173 205V206H174ZM181 205H183V204H181ZM189 205V204H188ZM255 206V208H254V206ZM4 207H7L5 204L3 205ZM9 206V205H8ZM184 206H186V208L187 207H189V206H187V205H184ZM199 206V207H200ZM98 207V208H99ZM178 207H180V206H178ZM260 207V206H259ZM262 207H264V205L262 206ZM3 207H1V209H2ZM8 208V207H7ZM185 208V209H186ZM217 208V207H216ZM6 209V208H5ZM92 209V208H91ZM182 209V208H181ZM260 210H263V209H261V208H259ZM11 210V209H10ZM94 210V209H93ZM177 210H179V208L177 209ZM187 210V209H186ZM189 210V209H188ZM194 210V209H193ZM217 212H216V211ZM1 211V210H0ZM8 211H9V209H8ZM195 211V210H194ZM259 211V210H258ZM2 212V211H1ZM7 212V211H6ZM93 212V211H92ZM189 212H190V210H189ZM189 212L187 213V214H189ZM264 212V211H263ZM263 212H259V213H261L260 215H262V214H264ZM183 214H184V212H182ZM191 213V212H190ZM61 214H63V213H61ZM182 214V215H183ZM209 214V213H208ZM60 215V214H59ZM82 212H78V213H75L74 214V216H78V217H81L82 218ZM84 215V214H83ZM86 215L87 214H85L84 215V221H90V220H92V217H86ZM90 215H92V214H90ZM89 215V216H90ZM194 215V214H193ZM62 216V215H61ZM64 216H66V214L64 213ZM179 216V215H178ZM184 216H185V214H184ZM195 216H197V214L195 215ZM194 216V217H195ZM55 218L57 217V216H54ZM54 217H51V218H54ZM186 217H188V215H186ZM192 216H189V218H185V219H183V221H182V223L185 221V220H188V222H190L189 220H191L192 218H191ZM197 217H199V216H197ZM264 217V216H263ZM54 218V219H55ZM61 218V217H60ZM59 217H58V219H60ZM200 218V217H199ZM198 218V219H199ZM83 219V218H82ZM141 219V220H140ZM201 219V218H200ZM199 219V220H200ZM216 219H214V220H216ZM264 219V218H263ZM46 219L44 218V221H45ZM47 220H49V219H47ZM52 220V219H51ZM239 220V221H238ZM58 221V220H57ZM65 221H68L67 219H66V217L64 218V217H62L61 218V221L59 220V222H56V223H60L61 222V224H59V225H61L62 226V224H64V222ZM178 221V220H177ZM234 221V220H233ZM262 221H264V220H262ZM49 222V223H48ZM69 222V221H68ZM106 222V221H105ZM187 222V221H186ZM196 222V221H195ZM194 222V223H195ZM234 222V223H235ZM42 223H43V221H42ZM42 223H41V225H42ZM47 227L48 228H46V230H44V232L42 231V236H50V234H51V231L53 230L52 228L54 227H57L56 225L54 226V224H51V221L49 220V221H47ZM55 223V224H56ZM67 223V222H66ZM174 223V222H173ZM191 223H193V222H191ZM197 223V222H196ZM195 223V224H196ZM27 224H30V223H27ZM37 224H39V223H37ZM70 224V223H69ZM141 224V225H140ZM180 224V223H179ZM203 224H205V222L203 221ZM203 224H201V227L203 226ZM65 225V224H64ZM71 225V224H70ZM170 225V224H169ZM206 225V224H205ZM250 225V226H249ZM28 226V229H26V231L27 232H25V233H23L22 235H18L19 237H17L16 238V241L15 242H13L12 243V247H10L11 249L13 248V250L12 251H15V250H17L18 252H20L21 254L22 253H27L28 254V256H29V254L32 252L33 253V255L31 254V256L32 257H36V256H39L38 255V252L37 253H34V250L33 249H31L30 247H28V248H30L31 250H33V251H31L30 252V249L28 250V248H27V242L29 241V239H30V232L31 231H33V230H36L37 228H38V226L37 225H35V223L33 222L32 224H30V225H27ZM45 226V224L43 225V226H41L42 228ZM73 226V225H72ZM174 226V225H173ZM190 226V225H189ZM192 226H194V225H192ZM259 225H257V228H262V227H258ZM60 227V226H59ZM160 227V228H159ZM169 227H171V226H169ZM180 227V226H179ZM186 227V226H185ZM70 228V227H69ZM172 228V227H171ZM203 228V227H202ZM201 228V236H203V237H205V236H207L208 237V235L207 234H205V233H203L204 232V229H202ZM255 228V227H254ZM254 228H252V230H254ZM160 229V231H159V233L160 234H158V230ZM43 230V229H42ZM55 230H57V228L55 229ZM169 232H170V234H172V236H173V232H171L169 229H167ZM177 230V229H176ZM203 230V231H202ZM263 230V229H262ZM64 231H65V229H64ZM128 231V230H127ZM167 231V232H168ZM190 231V232H189ZM211 231V230H210ZM53 232V231H52ZM168 232V233H169ZM207 232V231H206ZM256 232V231H255ZM32 233V232H31ZM55 233H56V231H55ZM92 233H94L95 234V232L93 231ZM167 233V234H168ZM212 233V234H211ZM257 233V232H256ZM97 234H99L98 232H97ZM164 234H166V231H165V233ZM186 234V235H185ZM199 234H200V231H199ZM251 234H253V233H251ZM261 234V233H260ZM64 235V234H63ZM63 235H61L62 236V238H63ZM161 237H163L165 240H167L166 242L168 243V244H170V245H166L167 243H165V240H163V242H162V239L160 238V236ZM169 235V234H168ZM167 235V236H168ZM217 235V236H216ZM257 235V234H256ZM255 235V236H256ZM262 235V234H261ZM89 236H91V234H89ZM89 236H87V235H85V237H88V240H89ZM92 236H93V234H92ZM171 236V235H170ZM187 237V240L185 241L184 240V237ZM192 236V235H191ZM190 236V237H191ZM200 236V235H199ZM247 236H249V234L247 235ZM246 236V237H247ZM250 236H252V235H250ZM253 237L252 236V238H256V237H259V239H260V241H261V237H260V235L259 236H256V237ZM60 237V236H59ZM82 237V236H81ZM146 237H153L154 238V240L153 241H151V242H148V241H144V238H146ZM203 237H200V242L202 243V241L204 242V245L206 246L205 248H207L208 250H209V248H208V246H213V243L215 242V241H213V243L211 242V245H206V240L203 238ZM207 237H205L206 239H208ZM217 239H216V238ZM65 238V237H64ZM93 238V237H92ZM202 238H203V240H202ZM42 239H43V237H42ZM41 239V241H42V243H44L43 242V240ZM102 239V238H101ZM211 239V238H210ZM210 239H209V241H210ZM248 239H250V237L248 238ZM44 240H46V239H44ZM93 240L95 241V243H96V241H97V238H96V240H95V237L93 238ZM219 240V239H218ZM242 240H244V239H242ZM255 240V239H254ZM253 240V241H254ZM263 240V239H262ZM76 241V240H75ZM99 241V240H98ZM97 241V242H98ZM173 241H174V237H173ZM189 241V240H188ZM208 241V242H209ZM252 241V242H253ZM81 242V241H80ZM83 242H85V241H83ZM100 242V241H99ZM98 242V243H99ZM199 242V241H198ZM239 242V239H238V241H236V243H238ZM242 242V241H241ZM255 242V241H254ZM15 243V244H14ZM85 243H87V242H85ZM92 244H93V242H91ZM98 243H96V244H98ZM165 243V244H164ZM218 243V242H217ZM217 243H214L215 245L217 244ZM219 243H221L220 241H219ZM247 243V242H246ZM259 243V242H258ZM88 244H90V241L88 242ZM96 244H95V246H96ZM189 244V243H188ZM225 244V243H224ZM227 244V246L228 245H230V243L228 244V242L226 243ZM240 244H244V243H240ZM7 246L9 245V244H6ZM11 245V244H10ZM9 245V246H10ZM78 245L81 247V243H78ZM201 245H203V244H201ZM203 245V246H204ZM215 245L211 248V249H215L214 247H215ZM217 245H219V244H217ZM216 245V246H217ZM222 245H223V243H222ZM221 244L219 245V246H217V247H221L222 246ZM245 245V244H244ZM247 245V244H246ZM245 245V246H246ZM249 246H250V244H248ZM247 245V246H248ZM8 246V247H9ZM78 246V247H79ZM130 246V245H129ZM137 246V245H136ZM227 246H225V247H227ZM245 246H243V248L244 249H246L245 248ZM252 246V245H251ZM255 246H257V247H259V245L257 244V245H255ZM8 247H6L7 249H10V248H8ZM73 247H75V242H74V245H73ZM132 247V246H131ZM139 247H136V249L137 248H139ZM190 247V246H189ZM225 247H221V252H224L225 251ZM229 247V246H228ZM236 247H238V249H237V253L239 252V253H241V254H239L240 256L241 255H244L245 257L247 256V254L246 253H244L243 254V251H238V250H240L239 249V247H242V246H237L236 245ZM76 248V247H75ZM188 248V247H187ZM230 248H232V247H229V249ZM242 248V249H243ZM261 248V247H260ZM77 249V248H76ZM76 249H74V250H76ZM80 249H82V247L80 248ZM83 249H85V248H83ZM132 249V248H131ZM206 249V250H207ZM228 248H227V250H226V252L229 250ZM243 249V250H244ZM135 250V249H134ZM217 250V249H216ZM247 250V249H246ZM245 250V251H246ZM17 251H15V252H17ZM37 251V250H36ZM35 251V252H36ZM77 251H78V249H77ZM82 251H84V250H82ZM137 251V250H136ZM76 252V251H75ZM135 252V251H134ZM193 252H197V254L196 255H198V256H195L194 257V259L195 260H197L198 258H199V260H200V257H201V253L199 252V250H197V251H193ZM230 252H232V250L230 251ZM229 251L227 252V254H228V256H226L225 255V257H224V255H223V260H224V258H225V260L226 259H228L227 257H229L232 253H230ZM235 251H234V256H235V253H236ZM79 253H82V252H78V254ZM113 254H114V256H116V258L113 256V258L114 259H119V256H117V254H119V252H117L116 254L114 253V252H112ZM146 253V254H145ZM148 253V254H149ZM200 253V254H199ZM209 253V252H208ZM229 253H230V255H229ZM36 256H35V255ZM205 254H206V252H205ZM202 255V256H205L206 257V255ZM134 255V254H133ZM185 255V254H184ZM112 256V255H111ZM58 257H59V255H58ZM58 257H57V259H58ZM147 257V256H146ZM232 257V256H231ZM230 257V259L229 260H231V259H233V258H235V257H233V258H231ZM248 257V256H247ZM34 258H33V260H34ZM140 258V257H139ZM197 258V259H196ZM236 258H238V256L236 257ZM235 258V259H236ZM241 257H239V259H240ZM28 259H29V257H28ZM31 259V258H30ZM60 259H62V257H60ZM209 260V258H206V260ZM140 260V259H139ZM146 260V259H145ZM181 260V261H182ZM194 260V261H195ZM205 260V262H207V264H209L208 263V260L206 261ZM4 260H2L1 262H3ZM29 261V260H28ZM35 261H37V260H35ZM58 261H59V259H58ZM136 261H138L137 260V258H136ZM151 261V260H150ZM180 261V260H179ZM178 261V262H179ZM201 261H204V259H202V257H201ZM211 261V260H210ZM227 261V260H226ZM237 261V260H236ZM1 262H0V264H1ZM152 262V261H151ZM150 262V263H151ZM152 262V263H153ZM174 262H176V261H174ZM177 262V263H178ZM196 262V261H195ZM233 262H235V261H233ZM260 262V261H259ZM145 263V262H144ZM143 263V264H144ZM148 263V262H147ZM146 263V264H147ZM204 263V262H203ZM240 263V262H239ZM242 263H243V261H242ZM242 263H240V264H242ZM2 264H5V262L4 263H2ZM131 264V263H130ZM204 264H206V263H204ZM212 264V263H211ZM224 264V263H223ZM230 264H234V263H231L230 262ZM236 264V263H235ZM243 264H246V262L244 261V263ZM258 264V263H257Z\"/></svg>", "mask_w": 264, "mask_h": 264}]
</instances>
